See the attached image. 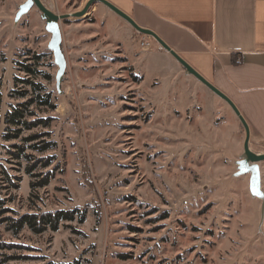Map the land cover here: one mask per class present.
I'll return each instance as SVG.
<instances>
[{
  "label": "rangeland",
  "instance_id": "rangeland-1",
  "mask_svg": "<svg viewBox=\"0 0 264 264\" xmlns=\"http://www.w3.org/2000/svg\"><path fill=\"white\" fill-rule=\"evenodd\" d=\"M25 1L0 0V218L78 209L85 220L40 235L0 224V264H264V201L235 176L244 136L227 105L163 53L137 44L138 57L126 61L94 36L89 13L60 24L67 67L57 90L40 12L32 7L15 22ZM40 1L56 14L57 6L70 14L84 7ZM80 34L85 47L73 41ZM28 52L44 55L38 69L51 81L35 80L56 108L32 106L26 120L50 118L49 126L6 141L4 117L26 100L13 91L22 89L14 78L25 79L18 64ZM37 134L46 136L24 142ZM41 141L54 146L30 149ZM52 156L51 166L27 173ZM49 172L47 186L31 187Z\"/></svg>",
  "mask_w": 264,
  "mask_h": 264
},
{
  "label": "crops",
  "instance_id": "crops-1",
  "mask_svg": "<svg viewBox=\"0 0 264 264\" xmlns=\"http://www.w3.org/2000/svg\"><path fill=\"white\" fill-rule=\"evenodd\" d=\"M80 1L83 7L88 0ZM106 1L128 15L138 26L154 32L204 79L226 95L249 127L250 150L264 154V0ZM57 11L59 14L65 13L60 12L58 6ZM88 13L94 20L91 26L99 29L94 36L101 37V44L116 47L126 61L138 57L135 54L137 44L145 41L147 49H142L143 52L163 53L170 64L176 62L179 65L168 52L159 50L160 46L153 38L139 34L103 4L94 3ZM109 25L111 27L107 28ZM81 36L74 35L73 41L77 43L82 40L80 44L85 47L86 37ZM65 39L62 31V44ZM182 70L184 75L190 76ZM215 100L227 105L220 98ZM230 111L235 117L227 111L232 122L243 132L245 139L240 121ZM259 167L263 185L264 162ZM242 176L249 185V174Z\"/></svg>",
  "mask_w": 264,
  "mask_h": 264
},
{
  "label": "trees",
  "instance_id": "trees-1",
  "mask_svg": "<svg viewBox=\"0 0 264 264\" xmlns=\"http://www.w3.org/2000/svg\"><path fill=\"white\" fill-rule=\"evenodd\" d=\"M28 56L26 58L25 63H20V70L25 73V79L14 78V82L22 84V89L20 91H13L15 96L18 98H26L23 103L18 104L17 106L12 107V109L6 113L4 117V123L6 125L5 132L3 134V138L6 141L12 139L20 138L22 132L24 130H32L38 126H42L46 128L49 126L50 118H36L34 120L27 121V115H33L29 108L32 106L36 107H45L47 109H55L56 105L52 104V95L47 90L46 85L42 82L36 81L35 78L41 77L44 81H51V75L45 73L44 71H40L38 66L40 62L44 58L42 54H31L27 53ZM28 87L29 89H26ZM1 88V81H0ZM1 93H0V101H1ZM10 127L12 129H10ZM8 131V132H7ZM10 131V132H9ZM42 134L29 136L24 140V142H36L41 139ZM42 145L35 143L30 145V149L36 150L38 152H45L49 149L53 148V144L47 141H41ZM19 153H14L16 158H19L20 154H23L24 150L21 147H18ZM27 158V157H26ZM55 157H49L44 160H36L30 167L27 169V173L31 175V173L36 169L40 164L41 168L49 167L53 164ZM34 161V159H33ZM51 172L46 173L45 176L41 177L40 180L31 184L32 188H43L49 184V180L51 179ZM35 176V175H34ZM39 175H36L34 178H38ZM4 203L0 200V210L3 208ZM4 212V211H3ZM2 212H0L1 216ZM78 217V222L83 223L85 220V210H57V211H49V212H41L37 214H25L21 216H16V218L4 217L0 218V224L7 222V229L14 234H18L24 228H27L29 231L36 235H40L46 231L56 232L59 229V226L62 222H73ZM2 247H0L1 249ZM45 264H64V263H54L47 262ZM66 264H81L80 260H75L72 263Z\"/></svg>",
  "mask_w": 264,
  "mask_h": 264
},
{
  "label": "water",
  "instance_id": "water-1",
  "mask_svg": "<svg viewBox=\"0 0 264 264\" xmlns=\"http://www.w3.org/2000/svg\"><path fill=\"white\" fill-rule=\"evenodd\" d=\"M94 3H101L118 15L120 18L125 20L129 25H131L139 34L153 38L159 46L168 52L184 69L186 74L194 77L212 93H214L218 98L223 100L233 111L235 116L240 121L244 132L245 139L243 143V155L239 161H237V172L235 176H242L249 174V192L253 198H258L264 201V193L261 189V173L259 164L264 162V154H257L250 150L249 148V127L245 122L244 118L241 116L239 110L233 104V102L222 92H220L216 87L204 79L194 68H192L184 59H182L177 53L170 49L154 32L149 29L142 28L138 26L128 15L124 14L114 5L106 0H88L83 9L76 13H66V14H56L50 9H48L40 0H26L15 15V22L18 21L23 15L27 14L32 7H35L41 14V18L45 22V31L50 35V40L48 42L47 48L52 53L53 62L57 67V72L55 74V85L56 89L59 90L62 78L65 74L67 63L62 51V31L60 24L64 20H68L70 17L80 18L88 13L89 9Z\"/></svg>",
  "mask_w": 264,
  "mask_h": 264
},
{
  "label": "built area",
  "instance_id": "built-area-1",
  "mask_svg": "<svg viewBox=\"0 0 264 264\" xmlns=\"http://www.w3.org/2000/svg\"><path fill=\"white\" fill-rule=\"evenodd\" d=\"M49 3L51 4L52 2L50 1ZM140 46L143 48V50H146L147 49V47L145 45V41L140 42ZM159 50H162V48L159 47Z\"/></svg>",
  "mask_w": 264,
  "mask_h": 264
}]
</instances>
